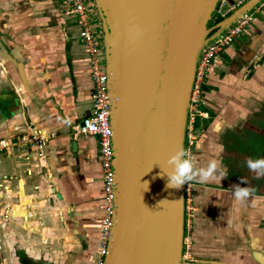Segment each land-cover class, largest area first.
I'll return each mask as SVG.
<instances>
[{"label": "crops", "instance_id": "0c3cea01", "mask_svg": "<svg viewBox=\"0 0 264 264\" xmlns=\"http://www.w3.org/2000/svg\"><path fill=\"white\" fill-rule=\"evenodd\" d=\"M59 1L0 0V264H98L106 253L96 141L72 132L90 110L89 58ZM247 1L225 0L228 15ZM85 5L104 45L97 4ZM251 14L246 33L212 61L185 134L197 167L219 166L192 181L194 264H264V175L246 166L245 148L258 143L264 158V0ZM235 187L249 197L235 199Z\"/></svg>", "mask_w": 264, "mask_h": 264}, {"label": "water", "instance_id": "95a60500", "mask_svg": "<svg viewBox=\"0 0 264 264\" xmlns=\"http://www.w3.org/2000/svg\"><path fill=\"white\" fill-rule=\"evenodd\" d=\"M261 1L208 27L218 0H95L106 34L115 180L103 264H181L184 185L165 187L159 173L185 147L200 51Z\"/></svg>", "mask_w": 264, "mask_h": 264}, {"label": "built area", "instance_id": "2783aa9c", "mask_svg": "<svg viewBox=\"0 0 264 264\" xmlns=\"http://www.w3.org/2000/svg\"><path fill=\"white\" fill-rule=\"evenodd\" d=\"M60 6L67 13L72 22L78 28V37L84 42L89 58V75L92 83L90 110L77 124L72 128L74 135L91 136L95 139L97 145V158L101 168L100 182L104 189V200L101 206L104 216L100 224L102 234V249L106 252L108 239L113 223L114 212V170L113 146H112V127H111V103L108 91V71L106 66L105 45L97 44L94 37L96 25L90 21L89 14L85 5V0H60ZM233 7L229 6L225 0H218L213 12V18H225ZM253 15H244L227 27L223 32L210 37L206 45L200 51L197 60L195 80L191 93L188 109V122L197 116L200 90L204 78L208 73L212 61L224 50L233 46L235 40L244 35L253 21ZM190 122V123H191ZM187 131V129H186ZM29 141L39 150L43 146V138L37 132H34ZM8 143L0 140V153L7 151ZM184 150L192 155V149L185 142ZM193 182L184 184V230L182 237L181 264H194L192 258L193 247ZM98 264H103L99 262Z\"/></svg>", "mask_w": 264, "mask_h": 264}, {"label": "clouds", "instance_id": "9594fccd", "mask_svg": "<svg viewBox=\"0 0 264 264\" xmlns=\"http://www.w3.org/2000/svg\"><path fill=\"white\" fill-rule=\"evenodd\" d=\"M168 168L162 169L159 175H166L167 182L165 187L179 188L185 183L197 180L198 182H206L215 174L219 173V166L215 161H210L206 166L197 167L192 155L179 148L174 154L170 155L167 160ZM249 170L257 173L258 176L264 175V158L249 159L246 161ZM226 173L221 175V178ZM147 188V182H145ZM251 189L247 187H235L233 196L237 200H246L250 195Z\"/></svg>", "mask_w": 264, "mask_h": 264}, {"label": "rangeland", "instance_id": "374dc122", "mask_svg": "<svg viewBox=\"0 0 264 264\" xmlns=\"http://www.w3.org/2000/svg\"><path fill=\"white\" fill-rule=\"evenodd\" d=\"M216 23H215V20H214V18H213V16L211 17V19H210V21H209V23H208V27H211V26H213V25H215ZM263 119H264V117H263ZM192 121H194V119L192 120ZM191 122V121H190ZM188 123L187 124V132L189 133H191V128H192V122L191 123ZM263 133V135H262V137H261V139H262V141H263V143H264V131L262 132ZM188 137V136H187ZM189 139V138H188ZM187 145L189 146V147H191V140L190 141H188L187 142ZM245 148H246V153H247V155H248V157L249 158H251V159H256V158H259V154H260V148H259V146H258V143L257 144H250V143H248L246 146H245ZM0 259H1V257H0Z\"/></svg>", "mask_w": 264, "mask_h": 264}, {"label": "trees", "instance_id": "16d2710c", "mask_svg": "<svg viewBox=\"0 0 264 264\" xmlns=\"http://www.w3.org/2000/svg\"><path fill=\"white\" fill-rule=\"evenodd\" d=\"M220 20H222V18H215V23L219 22ZM206 88V87H205ZM204 87H201V89L204 91L205 89ZM198 121L195 122V124H197Z\"/></svg>", "mask_w": 264, "mask_h": 264}, {"label": "flooded vegetation", "instance_id": "af4514ba", "mask_svg": "<svg viewBox=\"0 0 264 264\" xmlns=\"http://www.w3.org/2000/svg\"><path fill=\"white\" fill-rule=\"evenodd\" d=\"M212 27V26H211ZM264 131V129H262Z\"/></svg>", "mask_w": 264, "mask_h": 264}]
</instances>
